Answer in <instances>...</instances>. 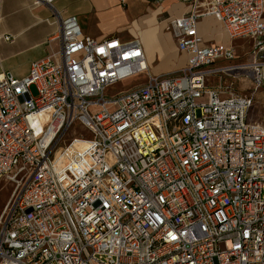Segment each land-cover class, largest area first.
<instances>
[{
  "label": "built area",
  "instance_id": "built-area-1",
  "mask_svg": "<svg viewBox=\"0 0 264 264\" xmlns=\"http://www.w3.org/2000/svg\"><path fill=\"white\" fill-rule=\"evenodd\" d=\"M175 1L190 5L166 24L187 55L176 73L150 75L137 40L85 36L75 17L27 74L0 73V182L14 184L0 264H264V125L247 121L251 94L206 87L235 66L206 67L234 50L202 45L196 29L211 15L229 38L253 39L264 88L262 0ZM75 123L89 137L66 141Z\"/></svg>",
  "mask_w": 264,
  "mask_h": 264
},
{
  "label": "crops",
  "instance_id": "crops-1",
  "mask_svg": "<svg viewBox=\"0 0 264 264\" xmlns=\"http://www.w3.org/2000/svg\"><path fill=\"white\" fill-rule=\"evenodd\" d=\"M189 11L190 5L175 0H53L51 5H35L33 0H0V73L16 77L27 74L33 61L58 50L60 20L75 17L85 36L96 40L117 38L121 42L137 40L150 75L173 74L186 65L187 55L177 50L166 24ZM196 29L202 45H226L234 50L232 61L217 60L208 68L235 67L224 74L208 75L206 87L218 89L221 97L229 93L251 94L247 121L264 125V88L254 89L248 66L254 60V40L229 38L211 15L200 17ZM3 35L11 36V41L1 39Z\"/></svg>",
  "mask_w": 264,
  "mask_h": 264
},
{
  "label": "rangeland",
  "instance_id": "rangeland-1",
  "mask_svg": "<svg viewBox=\"0 0 264 264\" xmlns=\"http://www.w3.org/2000/svg\"><path fill=\"white\" fill-rule=\"evenodd\" d=\"M11 37V36H10ZM211 66V65H210ZM208 66V67H210ZM206 67V68H208ZM142 80V75H136L132 76L130 78L124 79L120 82H117L115 85L109 87L106 91L107 94H115L118 91L125 90L128 87L134 85L137 82H140ZM209 83V79L207 84ZM30 92L33 96H35L36 92L34 87H30ZM82 135L84 137H89V133L87 130H85L79 123H75L72 125L70 130L67 132V134L64 136V139L67 141L71 139L74 136ZM14 188V184L9 182L8 180H2L0 182V211L2 210L3 206L6 204V202L9 200L11 192ZM18 191V190H17Z\"/></svg>",
  "mask_w": 264,
  "mask_h": 264
}]
</instances>
